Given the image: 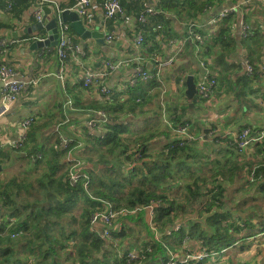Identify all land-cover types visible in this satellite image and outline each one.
Instances as JSON below:
<instances>
[{"label": "trees", "instance_id": "16d2710c", "mask_svg": "<svg viewBox=\"0 0 264 264\" xmlns=\"http://www.w3.org/2000/svg\"><path fill=\"white\" fill-rule=\"evenodd\" d=\"M208 3L209 0H163L157 7L190 19ZM223 26L217 40L221 45L224 38H230V17ZM228 51L226 48L219 52L220 62ZM160 85L161 81L154 77L150 84L140 82L128 87V92L135 95V103H124L127 109L108 120L106 133L88 135L84 145L76 140L63 148L58 130L45 143L28 148L35 134L33 130L27 133L26 143L14 149L24 150L29 158L41 153L42 158L34 160L30 182L12 180L0 187V264H166L172 258L175 264H191L193 260L185 258L194 249L209 253L197 264H210L227 249L264 233V209L252 205L259 198L254 191L262 198L258 203L264 202V141L256 143L258 152H263L258 164L239 163L231 156L210 159L198 147L199 140L186 141L181 146L173 131L144 128L136 132L135 119L120 120L127 113L135 117L145 114V111L136 114V109L147 97L140 101L137 98ZM156 96L157 93L152 99ZM193 103V108L189 103L183 104L182 110L169 107L173 127L196 124L188 116L196 107V98ZM98 108L112 114L118 106L101 104ZM162 134L164 138L157 139ZM159 143L160 148H155ZM70 154L75 158L68 159ZM78 162L89 181L86 176L81 177L72 186L69 171ZM85 181L89 183L87 188ZM238 185L242 187L239 190L249 188L252 194L234 201L232 189ZM177 187L183 191L174 197L170 191ZM100 201L112 203L116 211L140 209L120 214L121 219L128 217L133 221L132 225L122 224L112 233L114 238L121 239V252L99 229L92 230L90 216L102 205ZM150 206L154 211L153 226L146 221ZM196 213L197 219L174 230L180 221ZM127 230L130 233L126 234ZM16 231L22 233L13 238L11 234ZM143 231L145 236L136 249L138 256L128 263L130 251L125 242L133 236L139 241ZM193 243L198 247H193ZM245 245L240 246L242 250Z\"/></svg>", "mask_w": 264, "mask_h": 264}, {"label": "crops", "instance_id": "0c3cea01", "mask_svg": "<svg viewBox=\"0 0 264 264\" xmlns=\"http://www.w3.org/2000/svg\"><path fill=\"white\" fill-rule=\"evenodd\" d=\"M8 1L0 0V37L10 41V46L0 52V63L12 66L20 78L35 83L29 84L19 98L11 103L10 110L0 117V187L12 180L30 182L34 174V160L27 157L24 150L14 149L6 143L20 133L22 121L31 116L35 119L27 130V133L33 130L35 134V139L29 142L28 148L45 143L47 138L58 130L60 137L78 140L84 145L83 140L88 135L98 136L107 131L106 127L98 128L99 130H91L88 127V122L95 116V112L105 110L98 106L117 105L118 108H115L112 114L105 110L113 119L115 115L117 117L121 114L120 111L127 109L124 103H135V95L128 92V79L138 63L142 64L152 77L156 74L161 85L142 93L147 98L138 106L136 114L143 111L145 114L137 117L131 113L123 114L125 117L122 121L135 119L133 126L135 123H142V129L167 127L166 123L172 121L169 107L177 106L178 110H182L183 104H190L185 95L187 76L194 75L197 85L208 70L218 82L215 95L207 102L196 100V107L188 113L200 128L198 147L208 157L216 153V159L231 156L239 163L249 161L258 164L262 161L263 152H258L256 148L258 142L252 146L246 159L239 158L238 150H234L232 145L243 127L250 126L254 133L264 129V0H209L208 5L195 18L190 19L180 18L175 12L162 8L160 11L154 0H121L123 13L108 17L104 11V0H91L89 15L80 17L90 30L104 32L106 43L99 45L94 39L83 40L72 30L73 42L79 46L80 51L73 52L64 67L59 65L55 46L32 47L36 39L48 36L45 27L34 29L38 23L34 15L38 0H14L13 7L10 8L7 7ZM77 1L57 0V3L61 10L70 9L80 14L76 7ZM148 6H154L158 10L157 13L149 16L146 22H139V15ZM232 6L236 7L235 12L218 19L222 11ZM45 17L46 21L54 18L55 10L52 9L49 14L45 13ZM229 17L230 38H224L222 46L217 44V40L222 33L224 21ZM214 19L217 20L213 21ZM242 20L250 28V34L246 38H243L241 33ZM191 30L202 34L203 43L194 39ZM110 34L113 39L108 40L107 36ZM138 34L144 36V43L140 47L135 43ZM187 43L191 44V47ZM226 48L229 51L220 62L218 54ZM156 57L175 59L172 65L158 72ZM107 60L124 63L118 69L108 71L104 66ZM200 62L205 64L206 70ZM247 63L254 68L251 74L247 73ZM86 70L108 72L102 82L115 92L114 98L111 96L108 99L101 94L100 83L86 87L83 83ZM164 82L167 89L161 91ZM142 83L150 84V80ZM2 86L0 81V98ZM159 91L168 97L166 101L158 97ZM155 93L157 96L152 99ZM175 94L178 100H186L182 103L176 102L181 104V107L172 101ZM111 98L113 101H110ZM33 127L37 129L34 130ZM65 127L66 130H63ZM207 144L213 149H206ZM154 147L160 148V143ZM74 158L71 154L68 157ZM240 188L241 185H238L232 190ZM123 218L129 220L128 217ZM146 221H149L148 211ZM120 225L122 224L118 221V228ZM98 229H102V226L99 225ZM17 234L16 231L11 236L15 238ZM129 241L128 239V243L125 242L128 251L134 249L130 244L137 240ZM246 243L250 245H245ZM242 245H245L244 250L240 247ZM192 246L198 247L196 243ZM198 251L200 252L199 249H194V254H188L195 255ZM221 254L220 259L215 258L214 261L225 260L229 264H264V235L243 241Z\"/></svg>", "mask_w": 264, "mask_h": 264}, {"label": "built area", "instance_id": "2783aa9c", "mask_svg": "<svg viewBox=\"0 0 264 264\" xmlns=\"http://www.w3.org/2000/svg\"><path fill=\"white\" fill-rule=\"evenodd\" d=\"M10 1V2H9ZM7 7L10 8L13 5L14 0H9ZM138 1V0H133ZM156 4L162 2L163 0H154ZM91 4V0H78L76 3V7L79 10V15L82 17L83 15H89L88 7ZM48 6L51 9L56 10V17L58 20V43L55 45L56 54L58 57L59 65L61 67L66 66V61L68 57L73 52H79V46L74 44L73 42V36H72V29L69 23L63 21L61 19V10L58 6L57 0H38L37 6L34 11V15L37 19V21H41L45 15L44 8ZM104 11L106 13V16L108 17H114L117 14L123 13V5L121 0H104ZM157 9L154 6H148L146 10H144L138 17L139 22H146L149 16L154 15L157 13ZM236 11V7L232 6L225 11H222L219 15V18H223L228 16L229 14ZM217 19H214L213 21H216ZM191 25V24H190ZM193 26V25H192ZM240 26L242 30V37L246 38L250 34V28L246 22L243 20L240 21ZM196 28H199L198 25H195ZM191 35L194 37L196 41L199 43H203V36L202 34L196 32L195 30L190 31ZM190 36V35H189ZM108 40L113 39L112 35L107 36ZM135 43L139 47L143 45L144 43V36L142 34H138L135 38ZM10 46V41H8L6 38L0 37V52L4 51ZM176 58V55H175ZM174 57H167V58H159L156 57V63L158 65V72L160 69L166 68L173 64ZM124 61H111L107 60L104 63V66L107 68L108 71H113L115 69H118ZM201 66L204 67L206 70L205 64L203 62H200ZM247 70L251 74L254 72V68L250 63H247ZM108 72H96L91 70H86L83 75V83L84 85L91 86L97 83H100V92L102 95L106 96L108 99L113 94V91L110 90L109 87H107L105 84H103V79L107 75ZM156 77V74L152 75L149 73V71L145 70L144 66L140 63H138L135 68L134 72L128 79V86L129 87H135L138 83L142 81H148L152 78ZM0 81L3 83L2 87V96L0 98V117L5 115L10 110V105L13 101L17 100L21 93L28 87L29 84L35 83L32 80H26L19 77L18 72L10 65L6 63H0ZM218 86L217 80L210 75V71H206L203 75L200 81L197 84V101L204 100L205 102L210 101L216 92ZM140 101L141 98H138ZM113 120L111 115L108 114L105 110H100L95 112V116L92 117L88 122V127L91 130H95L98 128H105L106 123L108 120ZM34 117L31 116L24 121L21 122V131L17 135V137L12 138L8 140L6 143L9 147L12 148H20L22 144L25 142L27 137V130L29 129L30 125L34 122ZM172 126V122L168 121L166 124L167 126ZM172 128L177 132V137L179 139L178 145H184L186 141H193V140H199L201 138L200 134H195L192 132L190 126L185 124H180L177 127ZM99 130V129H98ZM200 141V140H199ZM264 141V129L257 131L256 133L253 132V129L250 126L243 127L238 134L236 135V138L234 140V147L239 152V158L246 159L249 155L250 149L256 142H262ZM72 140L67 137H61V146L63 148H67ZM264 150V148H263ZM30 158L33 160L41 159L42 154L36 153L31 154ZM210 158L216 159L217 154H211ZM80 163L74 164L70 171H69V180L70 184L72 186L77 185V183L80 181L81 177H87L89 181V176L82 172L81 168L78 167ZM253 175V174H252ZM88 181H85L84 186L87 188V185L89 184ZM102 203L101 206L98 207L96 211H94L90 216V225L92 226V230L98 229L99 225L102 226V229L100 230V234L109 239L112 236L113 231H115V224L118 221V217L120 214H128V213H134L137 211H140V209L135 210H121L116 211L113 208V204L108 201H100ZM148 213H149V222L153 226V209L152 206L147 207ZM197 213L193 216L186 217L183 221H180L175 227L174 230H177L182 223H185L189 220L197 219L198 217ZM18 233H22L19 231ZM171 231H169V234ZM264 235V233L259 234V236ZM209 253L207 252H201L195 255H187L185 258L186 261H189L190 259L193 260L191 264H197L200 260L208 256ZM138 254L135 252H131L127 255L128 257V263L132 260H135L137 258ZM31 262V261H30ZM166 264H175L174 259H170L166 262ZM210 264H227L224 261H213Z\"/></svg>", "mask_w": 264, "mask_h": 264}, {"label": "water", "instance_id": "95a60500", "mask_svg": "<svg viewBox=\"0 0 264 264\" xmlns=\"http://www.w3.org/2000/svg\"><path fill=\"white\" fill-rule=\"evenodd\" d=\"M45 13L49 14L51 9L46 6L44 8ZM61 19L65 22H70V26L72 30L79 35L83 40L87 39H94L99 45H104L105 41V33L99 30H90L84 24L80 15L73 10L65 9L61 13ZM37 28L45 27L48 30V36L46 38L36 39L32 43V47H46V46H55L58 43V26H57V19L52 18L49 21H46V17L44 16L43 21H39L36 24ZM197 85L195 81L194 75H188L186 78V91L185 95L190 102V107H194L193 100L196 98L197 95Z\"/></svg>", "mask_w": 264, "mask_h": 264}, {"label": "rangeland", "instance_id": "374dc122", "mask_svg": "<svg viewBox=\"0 0 264 264\" xmlns=\"http://www.w3.org/2000/svg\"><path fill=\"white\" fill-rule=\"evenodd\" d=\"M50 9H51V8H50ZM51 10H52V9H51ZM44 16H45V15H44ZM43 18H44V17H43ZM54 18L57 19V17H56V10H55V17H54ZM41 21H43V19H42ZM38 22H39V21H38ZM57 26H58V20H57ZM247 73H249L248 70H247ZM1 82H2V81H1ZM164 83H165V85H163V87L161 88V91H163L164 89H167V84H166V82H164ZM2 85H3V83H2ZM2 87H3V86H2ZM161 91H159L160 98H163V99H165V101H166V100H167L166 98H168V97H167L166 95H163ZM154 92H156V91H154ZM113 93H115V92H113ZM114 95H115V94H112L111 96L114 97ZM143 96H144V95H141L140 98L145 99V97H143ZM175 97H176V94H175V96H172V101L174 102V104H177V103H176L177 101L180 102V103H182L183 101H186L185 99L182 100V98H180V99L178 100V98H177V97L175 98ZM111 99H112V98H111ZM156 100H157V99H154V101H156ZM142 104H143V102H142ZM174 104H172V105H174ZM177 105H179V107H181V104H177ZM165 108H166V105H165ZM166 109H167V108H166ZM167 111H168V110H167ZM121 112H123V111H120V113H121ZM168 113H169V112H168ZM124 117H125V115L122 116L120 120H123ZM169 120H170V118H169ZM201 121H202V119H201L199 122H201ZM135 126H136V127H135ZM142 126H144V124H142V123H138V124L135 123L134 126H133L134 131H136V132L140 131V130L143 128ZM189 126H190V128H191V130H192L193 133H195L197 130H199V132H200V128H199V125L197 124V122H196V124H192V125H189ZM138 127H139V129L136 130V128H138ZM160 128H163V129H165L166 131H168V130L173 131V132L175 133V136H176V134H177V132L172 128L171 123H170V125H168L167 127H159V129H160ZM195 134H196V133H195ZM164 136H165V135L162 134L160 137H157V139L162 140V139L164 138ZM205 147H206V149H213L212 146H211L210 144L205 145ZM209 158H210V157H209ZM80 168H81V170L84 169L83 166L80 167ZM208 170H209V169H206L205 172H206L207 174H210ZM203 175H204V174H203ZM182 191H183V190H182L181 188H178V187H177L176 189H173V190L171 189L170 193L172 194V196L176 197V196L179 195ZM250 194H252V192H251V190H250L249 188H244V189H241V190L237 189V190H234V191H233V199H234V201H236L239 197H241V198H247V197H249ZM254 195H255L256 197H259V198L256 199L255 201H252V202H253L252 205H254V206L257 205V207H258L260 210H261V209H264V202H263L262 204H259V203H258L259 200H262V198L260 197V193L254 191ZM118 221H120L121 224H126V225H131L132 222H133V221H131L130 219H129V220H128V219H125V220H124V218L121 219L120 216L118 217ZM118 221H117L116 224H115V229L118 228ZM139 227H140V226H139ZM140 229H141V228H140ZM152 229H153V228H152ZM128 233H130L129 230L126 231V234H128ZM155 235H156V234H155ZM144 236H145V232L143 231V233H141V235H140V240H139V241H134V242H132V243L130 244V247H131V248H134V249H132V250H130V251H134V250L138 249V247H139V245H140V243H141V238L144 237ZM156 238H157V236H156ZM109 239L113 242L115 248L118 249V250L121 252L122 249H121V247H120V245H119L121 239H116V238L113 237V235H112ZM134 239H136V236H133V237L130 238L129 240H134ZM183 243H184V244L187 243V242H186V237L183 238ZM184 244H183V245H184ZM128 250H129V249H128Z\"/></svg>", "mask_w": 264, "mask_h": 264}, {"label": "bare ground", "instance_id": "6f19581e", "mask_svg": "<svg viewBox=\"0 0 264 264\" xmlns=\"http://www.w3.org/2000/svg\"><path fill=\"white\" fill-rule=\"evenodd\" d=\"M61 13H62V12H61ZM20 234H21V233H18L17 236L19 237ZM131 252H135V251H130L129 253H131ZM129 253H128V254H129Z\"/></svg>", "mask_w": 264, "mask_h": 264}]
</instances>
